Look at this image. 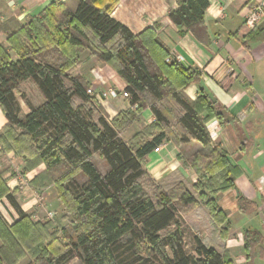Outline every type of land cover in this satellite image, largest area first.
Listing matches in <instances>:
<instances>
[{
    "label": "trees",
    "instance_id": "obj_1",
    "mask_svg": "<svg viewBox=\"0 0 264 264\" xmlns=\"http://www.w3.org/2000/svg\"><path fill=\"white\" fill-rule=\"evenodd\" d=\"M116 4L77 0L72 9L52 1L24 24L14 17L0 23V33L8 35L7 46L0 44V108L7 120L0 130V157L13 152L24 173L43 165L30 185H53L62 209L72 215L61 230L62 245L49 226L29 221L7 186V170L0 169V201L6 199L19 216L8 224L0 212V264H19L25 253L34 258L32 264L73 259L76 264H235L226 249L194 235L188 252L182 221L203 205L225 240L220 227L226 218L216 199L234 188L240 172L212 146L206 129L213 118L223 126L225 113L204 90L188 100L182 90L199 82V70L166 61L169 49L153 28L133 34L114 20L110 13ZM207 6V0H176L168 18L182 35L201 22ZM9 51L18 59L12 61ZM85 51L123 81L134 110L107 121L86 94L90 83L72 74ZM28 79L44 103L20 116L16 93ZM144 109L154 121L123 140L119 134L139 122ZM169 141L198 146L184 162L196 175L194 183L174 175L173 183L161 186L144 170L147 155ZM257 237V231L243 234L246 259Z\"/></svg>",
    "mask_w": 264,
    "mask_h": 264
},
{
    "label": "crops",
    "instance_id": "obj_2",
    "mask_svg": "<svg viewBox=\"0 0 264 264\" xmlns=\"http://www.w3.org/2000/svg\"><path fill=\"white\" fill-rule=\"evenodd\" d=\"M52 1L67 2L73 9L77 0H0V23L14 17L20 24H24L28 17L38 16ZM207 2L201 22L182 35L178 34L177 27L168 18V11L175 8L176 0H117L110 16L133 34L153 28L157 37L169 49L170 55L181 56L183 66L200 72L199 82L183 89V95L193 101L199 90H204L219 104L227 118L223 126L215 118L206 123L212 146L223 151L230 165L240 172L233 179L234 188L218 194L216 199L217 209L226 218V223L220 227L226 232L225 240L212 225L210 215L203 205L182 216L183 225L189 223L193 235L206 245L226 249L235 264H264V23L252 31L244 26L253 0ZM7 36L0 33V44L7 46ZM9 57L12 61L18 59L13 51H9ZM79 57L80 69L75 75L82 76L94 86L95 92L108 88L123 90L125 84L109 66L98 63L87 51ZM97 67L102 69L103 82H95L92 77V70ZM16 101L20 116H24L31 107L43 104L44 98L36 83L28 79L18 85ZM96 104L107 121L120 111L134 110L128 100L121 97L101 100ZM152 119L150 110L144 109L140 121L119 136L129 140L132 130H141L151 124ZM6 123L0 108V130ZM159 147L158 152L152 151L147 155L143 165L156 184H171L174 175L181 176L189 183L196 181L193 170L184 163L197 149L195 143L177 147L169 141ZM0 161L4 166L22 163L13 152L4 154ZM42 169L40 165L24 177L30 180ZM16 184L13 177L7 181L11 192ZM240 198L243 201H239ZM35 203L34 200L30 201L27 209ZM0 205L14 218V209L6 199H2ZM19 206L22 210L23 207ZM247 230L259 233L258 242L248 250L250 259H246L243 242V234Z\"/></svg>",
    "mask_w": 264,
    "mask_h": 264
},
{
    "label": "rangeland",
    "instance_id": "obj_3",
    "mask_svg": "<svg viewBox=\"0 0 264 264\" xmlns=\"http://www.w3.org/2000/svg\"><path fill=\"white\" fill-rule=\"evenodd\" d=\"M79 59L80 57L78 56V60ZM79 69L80 67L77 68L72 74L75 75L76 71ZM103 80H104V77L101 82H103ZM88 89L94 90L95 88L94 86L90 85ZM95 103H97V101H95ZM41 167L43 168L42 171H44L45 167L43 165H41ZM0 169L7 170V172L9 173L8 175L9 179L13 177L17 181V184L12 189L13 194L15 195V198L18 200L17 203H19L21 207H23L22 211L29 216V221L32 224H40L43 226H49L50 227L49 232L56 234L55 236L57 238V241L60 244L65 245L66 241L61 237V230L68 226L69 222L72 220V215L66 213L62 209V205L57 200V192H56L55 187L53 185H46V187L44 188H34L33 186H31L30 181L33 179V177L30 180H25L27 178L24 177L26 173H24L23 162L20 165L9 163L8 165H5V166L2 163H0ZM21 179L24 182L23 184L20 183ZM146 188L147 190L150 189L148 185H146ZM32 200L36 201V203L30 209H27L28 203ZM0 211L2 212V215L5 216L6 220L8 221V224H13L16 221L15 218H17V220L19 218L18 214L14 210H12L14 213V218L10 217V214L6 212L5 209H3L1 205H0ZM190 226L191 225L189 223H187V225L184 226L185 235H186L185 237L186 247L185 248L188 252L191 250V246H192L191 236L193 235V233L191 232ZM43 244H46V243L44 242ZM25 254L26 256L22 258L19 264H32L34 262V258L30 257L28 253H25ZM76 263H77V260L73 259L69 264H76Z\"/></svg>",
    "mask_w": 264,
    "mask_h": 264
},
{
    "label": "built area",
    "instance_id": "obj_4",
    "mask_svg": "<svg viewBox=\"0 0 264 264\" xmlns=\"http://www.w3.org/2000/svg\"><path fill=\"white\" fill-rule=\"evenodd\" d=\"M264 23V0H253V2L249 6L248 14L244 20V26L248 30H257L263 25ZM168 62H176V63H182L183 58L179 55L168 57L166 59ZM93 79L95 82H101L102 77V69L101 68H95L92 70ZM86 94L89 96H92L94 98V101L101 102V100H111L116 99L119 97H122L124 99L128 98V95L123 91H118L114 88H108L105 91H100L99 93L95 92L92 89H87ZM154 121V118L152 119V122ZM209 127V126H208ZM160 147L154 148V152H158ZM26 180V179H25ZM20 183L23 184V180H20Z\"/></svg>",
    "mask_w": 264,
    "mask_h": 264
}]
</instances>
